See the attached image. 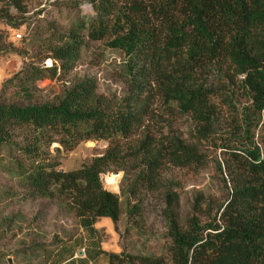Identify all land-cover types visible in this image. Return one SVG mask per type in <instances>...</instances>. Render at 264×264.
<instances>
[{
	"label": "trees",
	"instance_id": "obj_1",
	"mask_svg": "<svg viewBox=\"0 0 264 264\" xmlns=\"http://www.w3.org/2000/svg\"><path fill=\"white\" fill-rule=\"evenodd\" d=\"M85 1L93 17L83 14ZM53 4L71 16L67 29L60 31L53 22L36 25L23 39L24 48L0 32V55L15 53L24 60L0 91L6 171L27 198L57 202L93 238L88 251L77 242L63 245L50 264H97L96 221L115 224L123 214L121 197L105 189L102 175L127 168L136 172L124 193L128 218L143 220V190L159 195L174 264H264V133L257 141L264 129V0ZM28 10L26 0H0V24L19 30L28 23ZM91 42L123 56L122 95L100 94L89 77L66 85ZM46 80L64 81L62 93L44 96L38 85ZM183 119L191 122L186 138L176 129ZM89 141H106L109 147L69 172L52 161L55 145L71 152ZM211 149L222 153L215 164L226 200L214 215L210 207H196L182 225L178 184L164 175L170 169L204 168ZM116 178L110 176L108 184ZM81 251L85 258L78 261ZM163 259L111 253L107 264H165Z\"/></svg>",
	"mask_w": 264,
	"mask_h": 264
},
{
	"label": "rangeland",
	"instance_id": "obj_2",
	"mask_svg": "<svg viewBox=\"0 0 264 264\" xmlns=\"http://www.w3.org/2000/svg\"><path fill=\"white\" fill-rule=\"evenodd\" d=\"M71 1V0H66ZM28 5V23L19 30L11 29L0 24V32L8 36V41L18 48H24V41L36 25L56 23L60 31L67 29L71 22L68 12L46 0H26ZM81 10L88 17L94 16L89 2L81 4ZM22 34V39L16 35ZM32 54V51H30ZM121 53L110 50L104 43H88L83 49L80 61L73 72L67 77L66 85L77 78L89 77L98 83L99 93L106 96L122 95L126 89L121 78ZM47 66L53 61L46 62ZM24 66V60L15 53L0 55V91L3 84L13 78ZM239 86V85H238ZM43 95L48 98L59 96L64 87V81H44L38 85ZM239 89V88H238ZM239 101L241 98L239 89ZM176 129L185 138L191 129V122L180 120ZM264 133V129L257 132ZM127 145L130 141H120ZM109 143L106 141H89L82 143L75 150L66 152L52 148L53 159L60 171L69 172L81 168L85 164L103 154ZM7 151L0 152V259L2 264H50L57 250L63 245L74 242L88 249L92 248V239L81 230L80 220L74 214L60 207L57 202L49 200L29 199L18 181L5 168ZM208 164L204 168L189 167L185 169H170L164 178L172 179L178 184L180 194L179 218L182 225L195 213L196 207L215 211L226 200V190L220 174L217 172L215 161H222L221 151H208ZM5 159L3 162L2 160ZM133 168L125 171H114L102 175V182L106 190L117 194L122 200L123 214L117 223L108 219L97 220L95 223L96 249L101 253L97 264H107L108 254H128L134 256L163 257L165 264H174L168 254L169 226L165 217V204L159 195L142 191L145 216L139 222L128 218V203L125 192L136 177ZM110 176H117L113 185L108 184ZM136 202L132 201L134 205ZM205 220V216H203ZM89 241L91 243H89ZM83 255H84V251ZM104 254V255H102ZM11 260V263L9 261Z\"/></svg>",
	"mask_w": 264,
	"mask_h": 264
},
{
	"label": "built area",
	"instance_id": "obj_3",
	"mask_svg": "<svg viewBox=\"0 0 264 264\" xmlns=\"http://www.w3.org/2000/svg\"><path fill=\"white\" fill-rule=\"evenodd\" d=\"M46 1L54 3L56 1H65V0H46ZM16 37H17V39H22V34H18V35H16Z\"/></svg>",
	"mask_w": 264,
	"mask_h": 264
},
{
	"label": "crops",
	"instance_id": "obj_4",
	"mask_svg": "<svg viewBox=\"0 0 264 264\" xmlns=\"http://www.w3.org/2000/svg\"><path fill=\"white\" fill-rule=\"evenodd\" d=\"M82 230V229H81ZM58 251V250H57ZM56 251V252H57ZM82 252V251H81ZM76 258H78V261H81V260H83L82 258H85L84 257V255L82 254V255H80V252H79V254H78V256L76 257Z\"/></svg>",
	"mask_w": 264,
	"mask_h": 264
},
{
	"label": "water",
	"instance_id": "obj_5",
	"mask_svg": "<svg viewBox=\"0 0 264 264\" xmlns=\"http://www.w3.org/2000/svg\"><path fill=\"white\" fill-rule=\"evenodd\" d=\"M51 66V65H50ZM83 254V252H80V255H82ZM9 263H11V260L9 261Z\"/></svg>",
	"mask_w": 264,
	"mask_h": 264
}]
</instances>
